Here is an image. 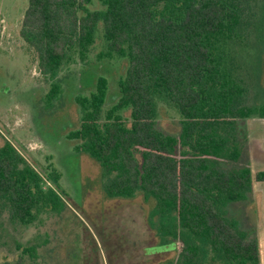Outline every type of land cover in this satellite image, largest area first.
Here are the masks:
<instances>
[{"label":"trees","instance_id":"obj_1","mask_svg":"<svg viewBox=\"0 0 264 264\" xmlns=\"http://www.w3.org/2000/svg\"><path fill=\"white\" fill-rule=\"evenodd\" d=\"M100 1L104 9L93 11V0H29L20 36L50 84L47 105L63 93L62 71L87 61L102 23L101 57L129 65L109 110L104 77L89 97L76 98L80 127L68 135L79 141L75 150L100 165L107 198L153 203L147 225L173 253L159 264H262L259 239L230 218L228 206L246 201L264 171L224 163L243 155L241 123L264 119V67L263 75L245 70L239 59L262 28L264 0ZM163 98L182 116L179 136L156 126ZM60 180L54 168L44 177L11 142L0 147V212L12 222L30 226L62 213Z\"/></svg>","mask_w":264,"mask_h":264},{"label":"rangeland","instance_id":"obj_2","mask_svg":"<svg viewBox=\"0 0 264 264\" xmlns=\"http://www.w3.org/2000/svg\"><path fill=\"white\" fill-rule=\"evenodd\" d=\"M28 6L29 0H0V147L11 142L44 177L56 169L67 208L60 214H43L30 226L14 223L8 212H0V262L22 257L25 264H159L172 257L167 248L158 246L147 225L153 203L141 195L132 200L107 198L100 165L75 150L79 141L68 139L80 127L76 98L89 97L98 78L104 77L109 87L105 111L109 110L118 101V83L129 59L101 57L107 52L101 23L87 61L76 59L62 71L63 93L47 105L50 84L40 73L36 53L20 36ZM90 8L104 9L100 0H93ZM261 27L253 45L239 52V59L245 70L259 69L263 75L264 16ZM122 116L130 122L131 109ZM156 126L171 136L182 132L180 112L164 98L158 100ZM240 126L243 155L224 166L250 167L256 175L264 171V119L254 117ZM228 213L262 241L264 252V182H255L248 199L230 204Z\"/></svg>","mask_w":264,"mask_h":264},{"label":"crops","instance_id":"obj_3","mask_svg":"<svg viewBox=\"0 0 264 264\" xmlns=\"http://www.w3.org/2000/svg\"><path fill=\"white\" fill-rule=\"evenodd\" d=\"M260 241V240H259ZM262 241H260V249H261V263L264 264V252L262 250V244H261Z\"/></svg>","mask_w":264,"mask_h":264}]
</instances>
